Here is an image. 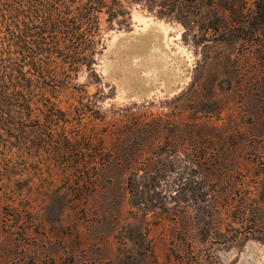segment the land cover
I'll return each mask as SVG.
<instances>
[{
  "label": "rangeland",
  "instance_id": "374dc122",
  "mask_svg": "<svg viewBox=\"0 0 264 264\" xmlns=\"http://www.w3.org/2000/svg\"><path fill=\"white\" fill-rule=\"evenodd\" d=\"M254 1L0 0V264H264Z\"/></svg>",
  "mask_w": 264,
  "mask_h": 264
},
{
  "label": "trees",
  "instance_id": "16d2710c",
  "mask_svg": "<svg viewBox=\"0 0 264 264\" xmlns=\"http://www.w3.org/2000/svg\"><path fill=\"white\" fill-rule=\"evenodd\" d=\"M256 14L264 21V0H255ZM77 51V50H75Z\"/></svg>",
  "mask_w": 264,
  "mask_h": 264
},
{
  "label": "water",
  "instance_id": "95a60500",
  "mask_svg": "<svg viewBox=\"0 0 264 264\" xmlns=\"http://www.w3.org/2000/svg\"><path fill=\"white\" fill-rule=\"evenodd\" d=\"M171 89H173L171 85H167V86H166V90H167V91H171Z\"/></svg>",
  "mask_w": 264,
  "mask_h": 264
},
{
  "label": "bare ground",
  "instance_id": "6f19581e",
  "mask_svg": "<svg viewBox=\"0 0 264 264\" xmlns=\"http://www.w3.org/2000/svg\"><path fill=\"white\" fill-rule=\"evenodd\" d=\"M169 56V55H168Z\"/></svg>",
  "mask_w": 264,
  "mask_h": 264
}]
</instances>
